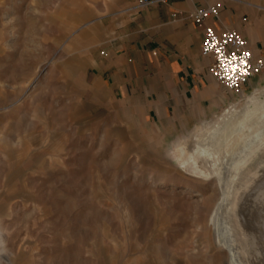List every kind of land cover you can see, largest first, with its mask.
<instances>
[{
	"label": "rangeland",
	"instance_id": "rangeland-1",
	"mask_svg": "<svg viewBox=\"0 0 264 264\" xmlns=\"http://www.w3.org/2000/svg\"><path fill=\"white\" fill-rule=\"evenodd\" d=\"M213 1L264 58V0ZM75 2L0 0V264H264V68L158 121L75 63Z\"/></svg>",
	"mask_w": 264,
	"mask_h": 264
},
{
	"label": "crops",
	"instance_id": "crops-1",
	"mask_svg": "<svg viewBox=\"0 0 264 264\" xmlns=\"http://www.w3.org/2000/svg\"><path fill=\"white\" fill-rule=\"evenodd\" d=\"M215 2L166 0L141 5L140 0H97L92 8L75 2L66 19L69 29L86 22L66 42L74 38L75 50L89 52L75 63H91L90 73L114 98L143 101L149 116L158 121L195 117V107L211 99L213 78L208 72L212 59L201 53L203 27L191 14ZM232 11L225 3L219 19L210 23L217 29L240 28ZM258 48L253 47L256 55Z\"/></svg>",
	"mask_w": 264,
	"mask_h": 264
},
{
	"label": "built area",
	"instance_id": "built-area-1",
	"mask_svg": "<svg viewBox=\"0 0 264 264\" xmlns=\"http://www.w3.org/2000/svg\"><path fill=\"white\" fill-rule=\"evenodd\" d=\"M166 0H140L141 5H152ZM224 8L222 1L198 8L192 20L203 27L201 53L212 62L208 72L224 89L241 92L243 87L264 68V58L254 53L250 41L235 27L217 29L210 23L219 19Z\"/></svg>",
	"mask_w": 264,
	"mask_h": 264
},
{
	"label": "bare ground",
	"instance_id": "bare-ground-1",
	"mask_svg": "<svg viewBox=\"0 0 264 264\" xmlns=\"http://www.w3.org/2000/svg\"><path fill=\"white\" fill-rule=\"evenodd\" d=\"M228 112H229V111H228ZM234 112H236V111H234ZM226 114H229V113L226 112ZM226 114H225V115H226ZM213 126H214V125H213ZM214 130H215V127H209V128H208V131L210 132V134L213 133Z\"/></svg>",
	"mask_w": 264,
	"mask_h": 264
}]
</instances>
